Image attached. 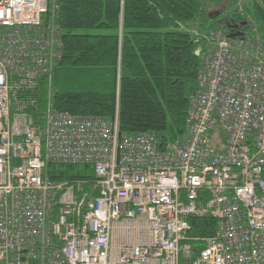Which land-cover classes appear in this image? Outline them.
Segmentation results:
<instances>
[{
    "label": "built area",
    "instance_id": "obj_1",
    "mask_svg": "<svg viewBox=\"0 0 264 264\" xmlns=\"http://www.w3.org/2000/svg\"><path fill=\"white\" fill-rule=\"evenodd\" d=\"M56 1L0 0V264H264V32L197 35L185 132L162 143L120 136L117 109L53 108ZM49 165L93 179L53 182ZM203 218L212 234L191 237Z\"/></svg>",
    "mask_w": 264,
    "mask_h": 264
},
{
    "label": "trees",
    "instance_id": "obj_2",
    "mask_svg": "<svg viewBox=\"0 0 264 264\" xmlns=\"http://www.w3.org/2000/svg\"><path fill=\"white\" fill-rule=\"evenodd\" d=\"M216 2L57 0L52 23L62 49L51 80L53 108L108 120L117 109L120 136L152 132L162 143L182 136L197 89V51L203 42L197 35L222 30L228 36L235 25L242 35L254 28L264 32V0H222V13L208 17L214 8L205 6ZM70 81L77 89L66 86ZM46 94V82L40 81L37 112L44 109ZM76 169L49 165L47 175L53 182L93 179ZM191 225L189 235L203 238L212 234L215 222L193 219Z\"/></svg>",
    "mask_w": 264,
    "mask_h": 264
},
{
    "label": "rangeland",
    "instance_id": "obj_3",
    "mask_svg": "<svg viewBox=\"0 0 264 264\" xmlns=\"http://www.w3.org/2000/svg\"><path fill=\"white\" fill-rule=\"evenodd\" d=\"M221 1V2H220ZM241 1V0H240ZM220 2V3H219ZM222 4V5H221ZM214 5V6H213ZM212 6H205V9H207V8H214V10H224V8H225V5L226 4H224V3H222V0H217V2L216 3H214ZM215 5H216V7H215ZM209 10H212V9H209ZM221 17H222V15H221ZM220 17V18H221ZM199 20V19H198ZM198 20H196L197 21V23H198ZM196 21H195V23H196ZM61 78V77H60ZM54 82L56 83V80H54ZM59 84H60V81H59ZM72 85H75L74 84V81H70V82H68V84L66 85L68 88H75L74 86H72ZM94 86V84L92 85V87ZM56 89H59V85L57 84L56 86ZM79 88H86V85L84 84V85H80L79 86ZM75 89H77V88H75ZM77 171H79V172H82V173H86V174H89V173H91L92 175H93V168L91 167V166H77V169H76ZM187 244H189V243H187Z\"/></svg>",
    "mask_w": 264,
    "mask_h": 264
},
{
    "label": "water",
    "instance_id": "obj_4",
    "mask_svg": "<svg viewBox=\"0 0 264 264\" xmlns=\"http://www.w3.org/2000/svg\"><path fill=\"white\" fill-rule=\"evenodd\" d=\"M221 13H222V10H213V11L208 12V17H212V18L214 17V18H216ZM231 27H232V30H235V32L234 31H231V33L228 34V37L229 38H238V37H241L242 36V33L238 30V25L231 26Z\"/></svg>",
    "mask_w": 264,
    "mask_h": 264
}]
</instances>
